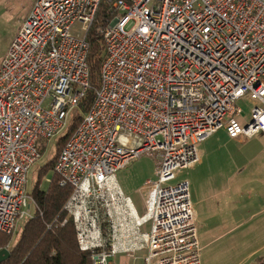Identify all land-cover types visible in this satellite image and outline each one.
Wrapping results in <instances>:
<instances>
[{"label":"built area","instance_id":"built-area-1","mask_svg":"<svg viewBox=\"0 0 264 264\" xmlns=\"http://www.w3.org/2000/svg\"><path fill=\"white\" fill-rule=\"evenodd\" d=\"M102 1L114 16L100 31V85L82 112L86 34ZM6 52L0 233L13 235L36 211L27 174L38 143L80 115L52 169L71 188L63 210L78 249L91 264L137 252L143 264H201L189 183L175 174L220 129L230 139L264 136V0H33ZM245 96L254 104L241 125ZM142 155L157 168L140 216L116 173Z\"/></svg>","mask_w":264,"mask_h":264},{"label":"rangeland","instance_id":"rangeland-1","mask_svg":"<svg viewBox=\"0 0 264 264\" xmlns=\"http://www.w3.org/2000/svg\"><path fill=\"white\" fill-rule=\"evenodd\" d=\"M33 0H0V62L6 55V51L17 34L22 21L26 17ZM254 101L249 97L237 100L236 105L241 109L242 116L238 123L245 125L250 120ZM238 139V140H237ZM230 139L223 129L218 130L205 141L197 145V162L191 167L176 172V181H188L191 202L194 208L197 234L201 248V264H261L257 256L251 257L253 248L252 239L246 242L249 250L237 251L235 243L236 234L218 238L226 229L225 225H233L232 218L222 220L216 210L211 206L222 198L218 184L210 186V183H235L238 180L237 171L244 170L245 176L256 177L264 174V136L257 135L253 141L239 142L240 137ZM56 141L41 140L39 145L40 157L32 165L27 174V190L31 193L38 179V169L43 167L55 154ZM246 143H251L247 145ZM220 150L221 159L217 158V150ZM155 157L142 155L132 160L125 168L116 173V181L123 193L128 196L138 215L144 213L145 193L141 190L148 180H155L157 168ZM48 171L41 179L40 188L46 189L49 182ZM211 194L213 195L211 197ZM211 197V198H210ZM217 212V211H216ZM23 222H20L17 231L11 236L9 245L17 238ZM150 224H146L144 231H148ZM218 238V239H217ZM140 252L134 257L127 258L118 255L110 259L111 264H142Z\"/></svg>","mask_w":264,"mask_h":264},{"label":"trees","instance_id":"trees-1","mask_svg":"<svg viewBox=\"0 0 264 264\" xmlns=\"http://www.w3.org/2000/svg\"><path fill=\"white\" fill-rule=\"evenodd\" d=\"M114 16L110 5L102 1L86 34L90 88L81 100L80 109L85 112L94 99L100 85V63L103 44L100 31ZM81 116L71 120L67 129L57 138L55 154L38 169V179L31 191L35 204L34 215L24 222L16 240L9 245L10 235L0 233V250L8 249L9 257L0 264H91L90 254L78 249L72 221L63 206L71 193L67 185H60V178L53 167L65 142L77 127ZM50 172L46 189L40 188L42 177ZM10 237V238H9Z\"/></svg>","mask_w":264,"mask_h":264},{"label":"crops","instance_id":"crops-1","mask_svg":"<svg viewBox=\"0 0 264 264\" xmlns=\"http://www.w3.org/2000/svg\"><path fill=\"white\" fill-rule=\"evenodd\" d=\"M255 138L256 136L246 140L239 139V142L253 141ZM246 144L251 145V143ZM216 156L221 159L219 149ZM236 175L238 180L235 183H210V186L218 184L222 197L213 207L211 206V209L216 210L215 213L219 214L222 220L232 218L234 221L231 226L225 225L226 229L218 238H228L236 234L237 251L249 250L246 242L252 239L253 248L250 255L257 256L261 264H264V174L259 173L256 177H249V175L245 176L244 170L239 169ZM140 258L142 260V253Z\"/></svg>","mask_w":264,"mask_h":264},{"label":"water","instance_id":"water-1","mask_svg":"<svg viewBox=\"0 0 264 264\" xmlns=\"http://www.w3.org/2000/svg\"><path fill=\"white\" fill-rule=\"evenodd\" d=\"M9 252L10 251L8 249H6V248L0 250V263L3 262L4 260H6L9 257V255H10Z\"/></svg>","mask_w":264,"mask_h":264}]
</instances>
